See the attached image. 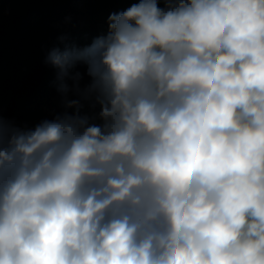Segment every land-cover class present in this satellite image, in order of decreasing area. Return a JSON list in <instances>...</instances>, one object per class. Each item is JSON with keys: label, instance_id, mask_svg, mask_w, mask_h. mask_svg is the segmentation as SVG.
Returning a JSON list of instances; mask_svg holds the SVG:
<instances>
[{"label": "clouds", "instance_id": "9594fccd", "mask_svg": "<svg viewBox=\"0 0 264 264\" xmlns=\"http://www.w3.org/2000/svg\"><path fill=\"white\" fill-rule=\"evenodd\" d=\"M67 40L63 111L0 110V264H264V0H136Z\"/></svg>", "mask_w": 264, "mask_h": 264}, {"label": "trees", "instance_id": "16d2710c", "mask_svg": "<svg viewBox=\"0 0 264 264\" xmlns=\"http://www.w3.org/2000/svg\"><path fill=\"white\" fill-rule=\"evenodd\" d=\"M136 0H0V110L21 127L63 111L47 52L67 35L83 45L107 30V17ZM163 6V5H161ZM62 46V45H61Z\"/></svg>", "mask_w": 264, "mask_h": 264}]
</instances>
